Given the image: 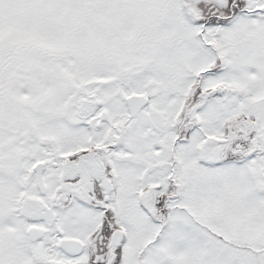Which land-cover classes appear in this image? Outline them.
I'll list each match as a JSON object with an SVG mask.
<instances>
[{"label": "snow or ice", "instance_id": "snow-or-ice-1", "mask_svg": "<svg viewBox=\"0 0 264 264\" xmlns=\"http://www.w3.org/2000/svg\"><path fill=\"white\" fill-rule=\"evenodd\" d=\"M0 264H264V0H0Z\"/></svg>", "mask_w": 264, "mask_h": 264}]
</instances>
